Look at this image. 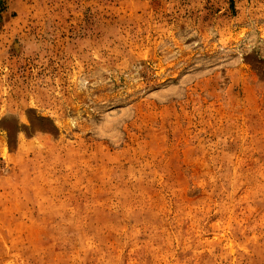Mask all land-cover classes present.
Wrapping results in <instances>:
<instances>
[{
	"label": "rangeland",
	"instance_id": "374dc122",
	"mask_svg": "<svg viewBox=\"0 0 264 264\" xmlns=\"http://www.w3.org/2000/svg\"><path fill=\"white\" fill-rule=\"evenodd\" d=\"M0 264H264V0H0Z\"/></svg>",
	"mask_w": 264,
	"mask_h": 264
}]
</instances>
